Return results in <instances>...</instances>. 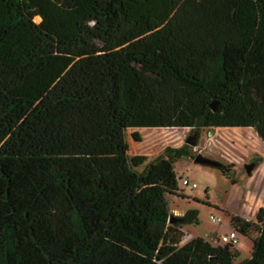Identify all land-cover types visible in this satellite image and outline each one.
I'll return each instance as SVG.
<instances>
[{
	"label": "trees",
	"instance_id": "16d2710c",
	"mask_svg": "<svg viewBox=\"0 0 264 264\" xmlns=\"http://www.w3.org/2000/svg\"><path fill=\"white\" fill-rule=\"evenodd\" d=\"M177 127L264 143V0H0V264H264V208L230 217L248 258L181 244L184 148L126 140Z\"/></svg>",
	"mask_w": 264,
	"mask_h": 264
},
{
	"label": "rangeland",
	"instance_id": "374dc122",
	"mask_svg": "<svg viewBox=\"0 0 264 264\" xmlns=\"http://www.w3.org/2000/svg\"><path fill=\"white\" fill-rule=\"evenodd\" d=\"M133 132L139 134L140 142L133 141ZM194 132L195 129L181 127L128 129V157L144 155L147 160L139 167L143 170L165 148H184L185 153L172 163L180 196L167 197L169 213L174 217H181L188 210L198 213L197 223L181 226V244L197 236L216 244V237L229 231L232 215L253 221L259 209L264 208V143L251 128L217 127L200 129L196 145L191 146L186 141ZM198 154L230 167V173L196 163L194 158ZM250 164L254 168L247 172L246 166ZM184 179L189 181L188 186L183 184ZM211 214L220 216L222 221L211 222ZM238 235L236 261L248 258L252 247L250 237Z\"/></svg>",
	"mask_w": 264,
	"mask_h": 264
},
{
	"label": "water",
	"instance_id": "95a60500",
	"mask_svg": "<svg viewBox=\"0 0 264 264\" xmlns=\"http://www.w3.org/2000/svg\"><path fill=\"white\" fill-rule=\"evenodd\" d=\"M210 107L213 111L217 110V103L213 102L210 104ZM197 136H198V132H194L193 135H191L186 143L191 145V146H195L197 143ZM194 161L198 164H202V165H207V166H212V167H216V168H223L222 163L216 161V160H212L209 158L204 157L201 154H198L195 156ZM254 168V164H250L246 166V170L247 172H250L252 169ZM171 221H174V219H172Z\"/></svg>",
	"mask_w": 264,
	"mask_h": 264
},
{
	"label": "built area",
	"instance_id": "2783aa9c",
	"mask_svg": "<svg viewBox=\"0 0 264 264\" xmlns=\"http://www.w3.org/2000/svg\"><path fill=\"white\" fill-rule=\"evenodd\" d=\"M183 184L185 186L189 185V181L187 179L183 180ZM193 188L196 186L194 183L191 185ZM210 220L213 223H220L222 221V218L220 216H216L214 214L210 215ZM219 242L222 244H230L233 246H236L239 243V235L236 230L232 229L226 234H221L219 236Z\"/></svg>",
	"mask_w": 264,
	"mask_h": 264
},
{
	"label": "crops",
	"instance_id": "0c3cea01",
	"mask_svg": "<svg viewBox=\"0 0 264 264\" xmlns=\"http://www.w3.org/2000/svg\"><path fill=\"white\" fill-rule=\"evenodd\" d=\"M231 230H232V228L230 227V228H229V231H231ZM229 231H228V232H229ZM228 232L225 231V232H223V233H220L219 236H220L221 234H226V233H228ZM237 245H238V244H237ZM237 252H238V251H237ZM238 253H239V252H238Z\"/></svg>",
	"mask_w": 264,
	"mask_h": 264
}]
</instances>
